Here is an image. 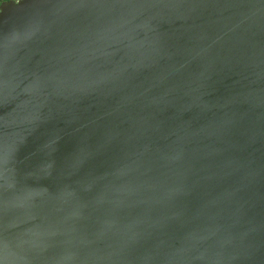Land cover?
Returning a JSON list of instances; mask_svg holds the SVG:
<instances>
[{
    "label": "water",
    "instance_id": "water-1",
    "mask_svg": "<svg viewBox=\"0 0 264 264\" xmlns=\"http://www.w3.org/2000/svg\"><path fill=\"white\" fill-rule=\"evenodd\" d=\"M0 264H264V0L2 6Z\"/></svg>",
    "mask_w": 264,
    "mask_h": 264
},
{
    "label": "flooded vegetation",
    "instance_id": "flooded-vegetation-1",
    "mask_svg": "<svg viewBox=\"0 0 264 264\" xmlns=\"http://www.w3.org/2000/svg\"><path fill=\"white\" fill-rule=\"evenodd\" d=\"M20 0H0V11H1V7L4 5H9V4H14L19 2Z\"/></svg>",
    "mask_w": 264,
    "mask_h": 264
}]
</instances>
